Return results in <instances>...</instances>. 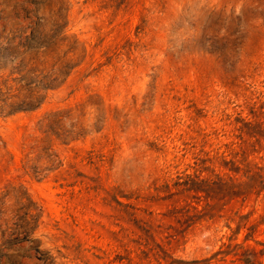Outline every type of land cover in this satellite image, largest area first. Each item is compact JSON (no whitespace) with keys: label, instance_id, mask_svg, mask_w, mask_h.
Returning a JSON list of instances; mask_svg holds the SVG:
<instances>
[{"label":"rangeland","instance_id":"374dc122","mask_svg":"<svg viewBox=\"0 0 264 264\" xmlns=\"http://www.w3.org/2000/svg\"><path fill=\"white\" fill-rule=\"evenodd\" d=\"M0 87V264H238L181 183L264 165V0H0Z\"/></svg>","mask_w":264,"mask_h":264},{"label":"trees","instance_id":"16d2710c","mask_svg":"<svg viewBox=\"0 0 264 264\" xmlns=\"http://www.w3.org/2000/svg\"><path fill=\"white\" fill-rule=\"evenodd\" d=\"M14 24H11V26ZM40 24L37 22L33 23L32 31H35L36 28ZM6 24L2 26V29H5ZM6 81H3L4 84ZM7 93L10 92L12 86L6 87ZM17 92L21 90V88L16 89ZM0 95H6L1 92L0 87ZM10 97H17V94H14ZM8 95L2 99L4 102V106H8L13 108L14 104L12 102L5 103V101L10 98ZM16 108V107H15ZM14 110V109H11ZM239 156V158H237ZM246 160V151L242 150L240 153L235 152L233 158L230 160H224L223 166L230 171L225 175V177H216V179H206L200 178L199 175H187L184 180L181 192L190 193V195H199V193H203V195H213L215 193H220L228 199H233L236 197H240L244 202L249 195L260 194V191L264 189V165H259L257 163H245ZM201 171V170H199ZM241 174V176L245 177V181H239L235 174ZM237 179V181H236ZM238 215V213H236ZM251 213H247L244 215H238V221L236 224V231H239L242 228L247 230L245 237L241 243H235L232 246V250L229 249L226 255H231L233 257L232 262H238V264H261L260 258L264 255V241L255 240V245H260L262 248H256L255 245H247L245 242L252 238L254 233L256 232L258 226L264 223V216H260V218L254 222H250ZM188 219V218H187ZM185 219V221L187 220ZM175 231H177L175 229ZM227 248L231 247V244L226 245Z\"/></svg>","mask_w":264,"mask_h":264}]
</instances>
